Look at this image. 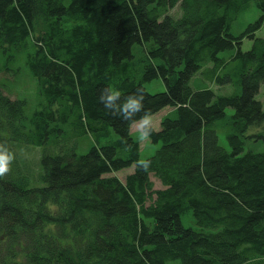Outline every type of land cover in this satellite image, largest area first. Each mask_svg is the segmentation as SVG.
<instances>
[{
  "label": "trees",
  "instance_id": "1",
  "mask_svg": "<svg viewBox=\"0 0 264 264\" xmlns=\"http://www.w3.org/2000/svg\"><path fill=\"white\" fill-rule=\"evenodd\" d=\"M250 1L0 0V54L23 59L40 97L25 116V102L0 85V145L16 156L0 177V264H264V151L243 152L247 139L264 144L255 97L264 37L254 33L264 0H253L262 15L241 36L230 32ZM199 73L201 83L238 89H194ZM157 77L165 89L148 92ZM110 86L144 94L153 114L170 108L148 170L137 167L141 147L127 122L98 103ZM16 143L40 148L33 184ZM133 164L124 180L110 174ZM185 210L199 229L183 227Z\"/></svg>",
  "mask_w": 264,
  "mask_h": 264
},
{
  "label": "rangeland",
  "instance_id": "2",
  "mask_svg": "<svg viewBox=\"0 0 264 264\" xmlns=\"http://www.w3.org/2000/svg\"><path fill=\"white\" fill-rule=\"evenodd\" d=\"M181 12L180 5L174 6V8L170 9L168 13L170 15L179 16ZM261 11L258 10L253 0L249 2V4L241 9L236 15H233L230 19L231 27L230 32L236 36H241L242 32L246 28V26L253 21L257 20L259 17H261ZM257 37H264V24L254 32ZM251 40L248 37H243L241 39V50H248L251 47ZM236 50V47L233 48L231 51H222L220 52L219 56H222L223 58L228 59L230 55ZM211 65V64H210ZM209 65V66H210ZM200 73L191 77L190 79V85L192 88H198L200 86H208L209 88L213 89L216 94H231L234 91H236L238 88H236L234 85L225 84L221 86H217L213 84V82H209L206 79L203 83H201L200 80ZM0 85L4 87L6 93L11 98H19L25 102L24 108H25V116H31L32 113L37 109L38 101L40 100V97L37 94V86L35 78L30 74L27 65L24 64L23 59L18 58L16 61L8 62L5 59V55L0 54ZM144 86L146 87L148 92L156 93V91H162L165 89L164 82L160 77H157L156 79L150 80L145 82ZM258 100L261 101L262 107L264 109V87L263 85H260V89L258 93L255 96ZM168 108H163L157 111V113H154V115L157 117V120L160 121V119L168 114L169 111ZM228 114H231L233 111L229 108L226 109ZM160 126V124H159ZM216 130L219 136V144L227 150H230L229 143H227V139L225 136V132L222 130V128L217 125ZM262 126H256V127H250L246 132L247 133H254L256 131H261ZM131 132V131H130ZM132 134V133H131ZM133 136V135H132ZM112 139L116 138L115 133H111ZM89 139H82L79 141V146H77L76 150L78 153H82L87 151V147L90 145L88 143ZM89 144V145H88ZM15 152H17V155L22 160L23 163H25V166L29 169V173L32 176L33 181L31 184L35 182V179L38 175V168H39V156H40V148H36L32 145H23L16 143L14 146ZM140 153H139V160L140 159H147L148 156L155 153V151L159 147L158 144L154 143H140ZM252 149L254 151H264V144L261 142H252L250 139L246 140V145L244 146L243 152H246V150ZM135 164L121 169L120 171H116L114 173H110L111 175H117L121 180H124L125 176L128 173H131L134 171ZM150 179L154 182V188H160L162 187L161 183L158 181V179H155L153 176H150ZM180 222H182L183 227H190L193 229H199L200 227L196 223V221L193 218V214L191 210H185L183 214L180 217ZM209 231H213V229H209ZM214 232V231H213ZM166 264H179V260L176 259L172 262H167Z\"/></svg>",
  "mask_w": 264,
  "mask_h": 264
},
{
  "label": "clouds",
  "instance_id": "3",
  "mask_svg": "<svg viewBox=\"0 0 264 264\" xmlns=\"http://www.w3.org/2000/svg\"><path fill=\"white\" fill-rule=\"evenodd\" d=\"M97 99L108 115L127 122L137 143H151L153 136L160 130L159 121L146 108L145 96L142 93L133 92L124 95L119 88L110 86L101 89ZM15 159L14 152L0 145V177L10 171ZM137 167L148 170L151 161L140 159L137 161Z\"/></svg>",
  "mask_w": 264,
  "mask_h": 264
}]
</instances>
